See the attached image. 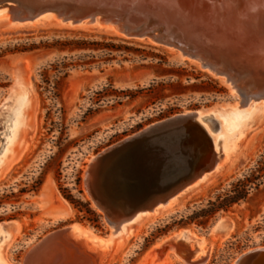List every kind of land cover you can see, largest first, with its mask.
I'll list each match as a JSON object with an SVG mask.
<instances>
[{
	"label": "rangeland",
	"instance_id": "374dc122",
	"mask_svg": "<svg viewBox=\"0 0 264 264\" xmlns=\"http://www.w3.org/2000/svg\"><path fill=\"white\" fill-rule=\"evenodd\" d=\"M6 17L0 19V159L17 128L21 89L31 88L33 104L26 110L25 124L18 127L11 153L0 167V226L13 235L1 249L5 261L22 264L28 251L45 236L73 224L96 238H113L103 264H160L165 259L169 264H184L171 248L194 247L195 242L178 240L157 247L185 230L192 237L194 234L196 241L205 237L202 251L210 248L208 264H232L245 251L264 247V183L246 202L216 215L206 228L188 224L193 212L205 208L264 158V124L257 129L248 122L252 113H264V100L252 101L253 107L229 115L218 112L214 116L216 131L209 121L205 123L220 150L246 130L234 165L226 174L215 177L202 190L182 196L170 211L132 224L116 236L85 190L84 173L91 159L152 124L188 112L233 106L241 97L232 95L220 78L201 65L179 60L178 49L171 51L146 39L98 27L16 28ZM148 25L153 27L154 23ZM198 30L204 39L208 37L207 31ZM76 41L86 48L76 49ZM63 42H73V50L57 48ZM61 63L68 65L67 77L59 75V96L52 102L39 86L45 71L51 81L55 79L52 65ZM19 64L22 85L15 75ZM65 191L90 203L101 217L99 227L64 199ZM221 218L233 224L224 241L212 231Z\"/></svg>",
	"mask_w": 264,
	"mask_h": 264
},
{
	"label": "bare ground",
	"instance_id": "6f19581e",
	"mask_svg": "<svg viewBox=\"0 0 264 264\" xmlns=\"http://www.w3.org/2000/svg\"><path fill=\"white\" fill-rule=\"evenodd\" d=\"M58 2H69L79 5H89L92 7L91 20H81L78 26H85L83 29L93 30L94 27L105 29L118 34H124L125 29L122 23L123 16H127L129 21L134 24L148 25L153 22L154 26L148 25V33L152 37L147 38L149 42L169 47L171 51L177 48L179 60L182 62L190 60L191 63L199 64L201 67L215 77L220 78L224 84L228 86L232 95H239L241 102L236 105H226L206 111H197L198 120L203 128L209 133V129L204 121L209 115L216 117L218 112L222 115H229L239 109L250 106L252 101L264 100V84H260L264 80V0H57ZM62 4V3H60ZM71 6V5H69ZM13 10L6 7H0V19H7L9 16V24L16 28H40L47 26L68 25L64 24L61 19L45 14L32 22L17 21V12L15 7L10 6ZM98 10L106 11L110 15L107 21H103V17L98 16ZM114 12V13H112ZM111 13V14H110ZM71 26V25H69ZM90 26V27H86ZM80 28V27H79ZM204 29L208 33V37L203 38L198 29ZM126 34V33H125ZM208 39V40H207ZM185 55H183V53ZM192 58H191V57ZM189 57V59H188ZM18 65L15 71L17 79L23 84V80L19 74L23 69ZM246 82H250L247 85ZM18 103L21 104L19 117L17 120V128L12 138V142L7 147L6 152L0 159V167L5 164L6 155L11 153V149L18 135V127L25 124L26 110L33 104L32 90L30 87L21 89L18 93ZM252 104L250 107H253ZM263 109V107H260ZM249 123L257 125V129H261L264 124V113H252L249 117ZM246 130L240 132L238 137L233 136L231 142L223 144V149H219L217 138H212L215 151L222 157V163L217 171L206 176L199 183L189 187L169 204L159 207L153 212L140 213L132 220L122 224L118 229H113L114 235L122 234L126 228L132 224H140L149 218H156L176 207L180 198L188 193L197 192L205 188L215 177L226 174L234 165L235 156L240 147V141ZM236 139V140H235ZM21 152V151H20ZM19 152V153H20ZM91 163V161H90ZM89 163V164H90ZM15 228L14 225L10 226ZM77 233L83 236L89 243L97 242L101 252L103 264L104 259L108 255V243L113 238L104 240L96 238L89 234L86 230L77 226ZM216 227L212 231L220 234L225 232V236H221V240H226L233 231V224L226 218H221L215 224ZM16 230V229H14ZM11 231L6 226H0V264H9L1 256V249L5 242L10 241L12 237ZM189 244L195 242L194 247L179 246L172 247L173 253L178 259L186 264L184 256L189 254L192 256L191 262L195 264H208L210 248L206 253L202 251V246L206 244L204 239L196 241L194 234L185 230L162 242L161 246L171 245L176 241ZM102 243V245H100ZM199 244V246H198ZM106 248V249H105ZM156 248V249H157ZM166 250V247H163ZM198 249V251H196ZM171 251V250H170ZM163 259V258H162ZM164 260V259H163ZM160 264H169L168 260Z\"/></svg>",
	"mask_w": 264,
	"mask_h": 264
},
{
	"label": "water",
	"instance_id": "95a60500",
	"mask_svg": "<svg viewBox=\"0 0 264 264\" xmlns=\"http://www.w3.org/2000/svg\"><path fill=\"white\" fill-rule=\"evenodd\" d=\"M12 5L19 22H32L49 14L71 26L91 20L93 11L89 5L68 1L0 0L1 8L8 6L7 9L13 10ZM96 13L103 21L110 16L102 10ZM122 18L125 29L122 36L140 40L152 37L148 31L153 29L148 25L134 24L127 16ZM198 116L197 111L188 112L152 124L91 159L84 173L85 190L111 229H118L140 213L169 204L217 171L222 157L215 151L212 138ZM204 121L211 123L213 131L217 130L212 115ZM73 225L45 236L28 251L22 264H100L102 252L98 243H89ZM191 259L189 254L184 256L186 264H195ZM232 264H264V247L245 251Z\"/></svg>",
	"mask_w": 264,
	"mask_h": 264
},
{
	"label": "trees",
	"instance_id": "16d2710c",
	"mask_svg": "<svg viewBox=\"0 0 264 264\" xmlns=\"http://www.w3.org/2000/svg\"><path fill=\"white\" fill-rule=\"evenodd\" d=\"M73 42H63L57 48L60 50H66L71 48ZM76 49L86 48V46L80 41L75 42ZM81 43V44H78ZM36 48H32L35 50ZM71 50H73L71 48ZM67 64H54L52 65L53 71L56 72L55 79L51 81L48 76V72L45 71L42 75V83L39 86L42 89V93L47 96L52 102L58 98V86L62 78L59 75L64 74L63 78L67 77L65 73ZM264 183V158L261 159L256 166L250 171L249 174L244 175L243 178L231 183L229 189L219 193L215 200H210L205 208L199 209L189 217L188 224H196L199 227L206 228L209 223L220 213H228L235 206L246 202L255 190H258ZM81 193V192H80ZM64 199L69 202L79 213L85 215L84 219H87L95 227H99L101 217L98 216L90 207L89 202H84L79 198H76L68 191L63 192Z\"/></svg>",
	"mask_w": 264,
	"mask_h": 264
}]
</instances>
